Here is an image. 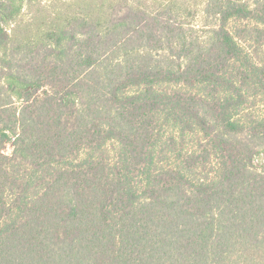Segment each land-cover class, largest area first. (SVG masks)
<instances>
[{"label": "trees", "instance_id": "obj_1", "mask_svg": "<svg viewBox=\"0 0 264 264\" xmlns=\"http://www.w3.org/2000/svg\"><path fill=\"white\" fill-rule=\"evenodd\" d=\"M40 1L0 0V264H264V0Z\"/></svg>", "mask_w": 264, "mask_h": 264}, {"label": "rangeland", "instance_id": "obj_2", "mask_svg": "<svg viewBox=\"0 0 264 264\" xmlns=\"http://www.w3.org/2000/svg\"><path fill=\"white\" fill-rule=\"evenodd\" d=\"M203 4L204 0H179L175 5V10L183 15L182 18L186 20L185 22L198 30H202L203 19L201 10ZM77 8V2L75 3L74 0H42L37 7H25L15 26L21 24L20 34L25 35L36 28L38 24L47 25L59 17L63 18V16L76 11ZM154 8L155 6L151 10ZM232 26H234V23L230 25V27ZM261 55V58H264V52ZM5 152L11 154L12 147L10 145L7 146Z\"/></svg>", "mask_w": 264, "mask_h": 264}]
</instances>
